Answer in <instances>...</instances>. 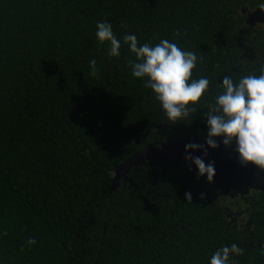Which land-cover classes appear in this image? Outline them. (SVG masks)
<instances>
[{
  "label": "trees",
  "instance_id": "trees-1",
  "mask_svg": "<svg viewBox=\"0 0 264 264\" xmlns=\"http://www.w3.org/2000/svg\"><path fill=\"white\" fill-rule=\"evenodd\" d=\"M259 3L0 0V264H207L233 243L243 250L237 264H264V195L247 197L236 216V203L186 162L142 163L110 190L115 167L143 147L200 139L206 104L225 75L259 73L264 30L246 27L240 12ZM100 21L118 39L163 38L194 52L193 78L209 79L196 113L167 121L131 76L127 47L110 58L106 44L97 46ZM253 31L262 60L242 65L234 52L247 58L257 47ZM29 238L36 243L28 246Z\"/></svg>",
  "mask_w": 264,
  "mask_h": 264
},
{
  "label": "clouds",
  "instance_id": "clouds-1",
  "mask_svg": "<svg viewBox=\"0 0 264 264\" xmlns=\"http://www.w3.org/2000/svg\"><path fill=\"white\" fill-rule=\"evenodd\" d=\"M258 7L264 9V0H260ZM94 35L98 47L107 45L106 55L110 58L119 57L121 48L127 47L133 57L129 62L131 76L150 89L163 116L171 124L196 113L197 106L203 104L202 97L209 89V79L206 76L193 78V70L199 62L194 52L163 38L156 44H138L136 36L131 33L118 39L107 21L96 23ZM95 65V59L89 60L90 75L96 74ZM203 114L204 144L208 150H215L219 140L225 147L234 146L242 167L251 165L264 172V67L259 69L258 75L244 74L238 78L225 75ZM184 150L185 162L194 166L198 176L211 182L215 175L213 164H206L200 156L188 155L200 151L207 156L204 146L189 143ZM185 199L190 202L191 194L186 193ZM35 243L32 238L26 241L28 246ZM242 251L235 243L221 246L209 256L207 264H237L235 257Z\"/></svg>",
  "mask_w": 264,
  "mask_h": 264
},
{
  "label": "water",
  "instance_id": "water-1",
  "mask_svg": "<svg viewBox=\"0 0 264 264\" xmlns=\"http://www.w3.org/2000/svg\"><path fill=\"white\" fill-rule=\"evenodd\" d=\"M246 22L248 25L255 23L264 24V9L257 8L249 13ZM189 143L203 145L205 150H207V156H203L200 151L190 152L188 155L200 156L205 160L206 164L209 162L213 164L215 168V175L211 181L213 186L220 189L238 186L242 193L251 190L264 193V175L251 165L242 167L238 163L237 154L231 146L225 147L217 143L218 147L215 150H208L204 140L195 138L169 139L138 150L115 167L110 190H115L127 173L142 163H147L152 168H160L172 163L185 162L186 153L184 146Z\"/></svg>",
  "mask_w": 264,
  "mask_h": 264
},
{
  "label": "flooded vegetation",
  "instance_id": "flooded-vegetation-1",
  "mask_svg": "<svg viewBox=\"0 0 264 264\" xmlns=\"http://www.w3.org/2000/svg\"><path fill=\"white\" fill-rule=\"evenodd\" d=\"M254 11V10H253ZM252 10L251 11H248V10H246V8L244 9V8H242V9H240V12H241V15L243 16V23H244V25L246 26V27H248V28H251V29H255V30H259V31H261V30H264V24H258V23H255V24H253V25H248L247 24V17H248V15H249V13H251V12H253ZM254 32L255 31H253V34H252V36L251 37H254L255 39H257V47L255 46V48H254V50L251 52V53H248L249 55L247 56V58L245 57V53H243V50L242 49H239L238 50V52L239 53H241V57L239 58L238 57V54H236L235 52H234V58L237 60V61H239L242 65L244 64V63H248V62H250V63H248V65H251L252 66V64H251V62L252 61H254V62H256L257 60L259 61L260 60V58L262 57V55H261V53H262V48L260 47V43H261V39H259L258 37H257V33L256 34H254ZM235 51H237V50H235ZM248 52H249V50H248ZM262 60V59H261ZM260 60V61H261ZM263 60H264V58H263ZM245 61H248V62H245ZM259 61V62H260ZM247 65V66H248ZM262 67H264V64L263 63H257V68H258V71H259V69L260 68H262ZM251 69H248V72L250 71ZM259 73H257V75H258ZM205 135H206V133H204L201 137H200V139L199 138H195V139H198V140H205ZM181 138H186V139H190V138H194V137H181ZM174 139H177V138H174ZM217 143H219L218 141H217ZM232 147V149L234 150V148H233V146H231ZM150 167V166H149ZM262 173V172H261ZM263 174V173H262ZM264 175V174H263ZM200 177V176H199ZM204 178V177H203ZM206 179V178H205ZM206 183H208V185L211 187V188H213V190L214 189H218L219 190V195L218 196H221L222 197V195H224L223 197H225L226 199H230L231 201H233L234 199H235V195H238V193L237 192H239V193H242L241 192V190H240V188L238 187V186H233V187H223L222 189H220V188H217V187H215V186H213L212 184H211V182H208L207 180H206ZM231 191H234V194L232 195L231 194ZM244 193V192H243ZM228 194V195H227ZM252 195H254V196H258V195H264V193L263 192H260V191H255V190H251L250 192H249V194L248 195H243V196H241V198H239V199H236V206L235 207H237V206H239V205H242V206H244L245 208L247 207V203H246V198L247 197H249V196H252ZM240 208H242V207H237V208H233L234 209V211H233V214H235L236 216H237V211L238 210H240ZM244 211L245 210H247V208L246 209H243ZM244 211H241V212H243L242 214H245L244 213ZM238 218V217H237ZM231 219H234V218H232L231 217ZM235 220V219H234ZM233 220V221H234ZM237 221V220H236Z\"/></svg>",
  "mask_w": 264,
  "mask_h": 264
},
{
  "label": "rangeland",
  "instance_id": "rangeland-1",
  "mask_svg": "<svg viewBox=\"0 0 264 264\" xmlns=\"http://www.w3.org/2000/svg\"><path fill=\"white\" fill-rule=\"evenodd\" d=\"M140 139H143L144 137H139ZM249 192L250 191H248V192H246L245 191V193H239V192H237L238 193V195H235V199L233 200V203H236V199H239V198H241V196H243V195H248L249 194ZM228 195V194H227ZM233 195V194H232ZM237 204V203H236ZM237 207H242V208H240V211H244L243 209H246L244 206H242V205H239V206H237ZM237 207H234V208H237ZM247 210H245V212H246ZM246 219H247V217L245 216V217H241L240 218V221H239V225H244L245 223H246Z\"/></svg>",
  "mask_w": 264,
  "mask_h": 264
}]
</instances>
